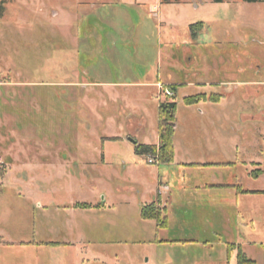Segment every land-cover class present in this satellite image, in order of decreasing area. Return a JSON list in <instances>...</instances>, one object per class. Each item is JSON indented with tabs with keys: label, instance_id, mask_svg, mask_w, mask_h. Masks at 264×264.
<instances>
[{
	"label": "rangeland",
	"instance_id": "rangeland-1",
	"mask_svg": "<svg viewBox=\"0 0 264 264\" xmlns=\"http://www.w3.org/2000/svg\"><path fill=\"white\" fill-rule=\"evenodd\" d=\"M261 134L264 1L0 0V264H264V193L215 185L264 189Z\"/></svg>",
	"mask_w": 264,
	"mask_h": 264
},
{
	"label": "trees",
	"instance_id": "trees-1",
	"mask_svg": "<svg viewBox=\"0 0 264 264\" xmlns=\"http://www.w3.org/2000/svg\"><path fill=\"white\" fill-rule=\"evenodd\" d=\"M214 2H228L232 0H213ZM244 2L255 3L263 2L264 0H243ZM197 24L192 25L195 27ZM172 92L175 89V85L171 84ZM209 99L211 101L219 100V96L212 94L206 97L205 94H197L193 96L184 97L183 101L186 105L196 103L200 100ZM176 110V104L174 101L166 100L160 102L158 105V122H157V144H144L135 141L134 150L137 154H145L147 158H152L153 161L157 160L160 163H171L174 157L173 150V133H174V114ZM264 174V169H253L250 171V175L254 178ZM244 193H264V191H250L243 190ZM91 204L77 203L76 207L89 208ZM165 208L160 206L159 196H156L155 200L150 203L144 204L140 209V217L142 219H151L156 223V227L165 228L167 225L166 216L164 215ZM239 250V249H238ZM238 264H250L253 261L246 258L245 255L239 250L237 253Z\"/></svg>",
	"mask_w": 264,
	"mask_h": 264
},
{
	"label": "crops",
	"instance_id": "crops-1",
	"mask_svg": "<svg viewBox=\"0 0 264 264\" xmlns=\"http://www.w3.org/2000/svg\"><path fill=\"white\" fill-rule=\"evenodd\" d=\"M260 138H261V141H263V143H264V135L263 134H261V136H260ZM138 142V141H137ZM157 142H158V139H157ZM157 142L156 143H154V144H157ZM140 143V142H139ZM144 144H147V143H144ZM173 159H174V157H173ZM173 162V161H172ZM171 162V163H172ZM250 162H255V163H257V162H261V161H250ZM180 164H182V165H184V166H187V165H193L194 163H180ZM204 163H199V165H203ZM220 165H234V162H222V163H220ZM262 175H264V174H261V175H259L258 177H256V178H259L260 176H262ZM248 176L249 177H252L251 175H250V171H248ZM239 174H236V175H232V178H231V180H229V181H226V182H221V183H215V185H217V186H222V187H227V188H230V189H233L234 191H235V193L236 194H239V193H244L243 192V190H250V191H264V189H247V188H243V190L242 191H240L239 190V188L237 187V185L239 184ZM254 178V177H253ZM158 183H159V185L157 186V195L156 196H159V199H160V206L161 207H164L165 209H166V204H165V198L162 196V194H161V188H163V189H165L166 188V182L165 181H163V179H159L158 180ZM156 198V197H155ZM246 258H248L247 256H246ZM249 259V258H248ZM251 260V259H250Z\"/></svg>",
	"mask_w": 264,
	"mask_h": 264
},
{
	"label": "built area",
	"instance_id": "built-area-1",
	"mask_svg": "<svg viewBox=\"0 0 264 264\" xmlns=\"http://www.w3.org/2000/svg\"><path fill=\"white\" fill-rule=\"evenodd\" d=\"M164 90H165L164 94L166 96H171L172 95V92H170L167 88H165ZM147 160L149 161V163H153L154 162L152 158H147Z\"/></svg>",
	"mask_w": 264,
	"mask_h": 264
}]
</instances>
